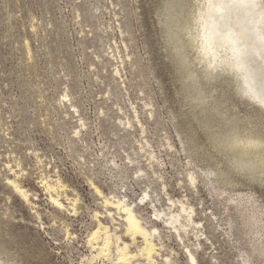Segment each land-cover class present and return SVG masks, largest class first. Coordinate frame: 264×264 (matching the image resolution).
Returning a JSON list of instances; mask_svg holds the SVG:
<instances>
[{"label": "rangeland", "instance_id": "1", "mask_svg": "<svg viewBox=\"0 0 264 264\" xmlns=\"http://www.w3.org/2000/svg\"><path fill=\"white\" fill-rule=\"evenodd\" d=\"M199 1L169 43L156 0H0V264H119L116 237L139 254L143 240L93 184L157 229L156 264H193L189 251L197 264H264V184L225 182L231 157L204 130L224 113L242 120L251 102L191 47ZM200 92L223 107L199 105ZM181 202L199 223L182 238L156 216ZM98 219L115 243L107 255L93 248L103 232L90 243Z\"/></svg>", "mask_w": 264, "mask_h": 264}, {"label": "snow or ice", "instance_id": "2", "mask_svg": "<svg viewBox=\"0 0 264 264\" xmlns=\"http://www.w3.org/2000/svg\"><path fill=\"white\" fill-rule=\"evenodd\" d=\"M162 27L166 29L169 43L175 38L172 25L189 7L187 0H156ZM198 22L202 32L197 39L202 53L215 59L218 44L231 45L232 55L224 63L236 76L238 95L250 101L243 119L222 114L221 120L204 125L208 140L221 153L233 154L228 160L225 182L239 181L264 184V35L256 33V46L237 55L236 45L241 43L231 28L233 14L244 24L250 25V17L260 9L256 23L264 26V0H205ZM250 33L255 29H250ZM197 103L218 112L223 105L211 94L200 92ZM244 124L246 131H241Z\"/></svg>", "mask_w": 264, "mask_h": 264}, {"label": "bare ground", "instance_id": "3", "mask_svg": "<svg viewBox=\"0 0 264 264\" xmlns=\"http://www.w3.org/2000/svg\"><path fill=\"white\" fill-rule=\"evenodd\" d=\"M204 4H205V0H200L198 2L197 7L195 8L191 20L189 22V27H186L187 33L189 35V41L191 43V47L193 46L194 50L196 51L197 58L199 59L200 62L204 63V66L208 71H212L218 67H222L224 70L231 71L230 69L227 68L226 64L224 63V61L232 55L231 51H229L227 48L222 50H217L215 54V59L211 56L202 53L201 51L197 36L199 32H202V26L199 25L198 22L200 21L201 18V12L206 11V9L201 7ZM233 15L235 17V21L231 20L232 30L238 35L243 34L245 32V27H244L245 24L241 20H239L235 16V14ZM241 131L242 132L246 131V128L241 129ZM232 155L233 154L229 153L230 157ZM192 180H194V178H192ZM60 181L58 182L57 185H59L58 187L61 189V191H65L66 188ZM10 184H12L11 186L14 188V191L17 194L23 195V190L18 184H16L15 182H11ZM46 186L48 190L54 189L55 191V189L58 188V187L55 188L54 186L48 183H46ZM93 188L98 195L103 197L104 206L108 212V215L112 216L113 211H115L119 215V217L122 218L125 225L126 234L131 236V238L134 240H136L137 238H141L143 240V246L142 248H140L139 254L137 253L135 254V252L133 253L130 251L128 244L126 243L121 244L120 242L121 238L116 237L115 239L117 242L116 246H117V254H118V258H117L118 263L131 264V261L135 259L138 255H140L148 264H156L155 256L159 255V252H158L157 244L152 240V230L153 229L157 230V229L156 228H153L152 230L147 229V227L144 226V224L142 223L141 218L138 216L136 209L132 206V204L127 202V200H125L124 198H119L116 196L108 197L104 195L102 190L94 184H93ZM50 200L55 206L59 208L64 207V204L60 200L59 191L58 192L56 191L55 195L51 194ZM75 201L76 199H73V202ZM169 201L174 203V201L171 199H169ZM160 215H164L166 217L165 218L163 216L165 218L163 221L168 226H170L178 234V236H180V238H182V233L186 234L188 227L192 226L193 224H197V225L199 224L194 222L193 218L188 214V210L182 202H181L180 212L156 213L157 217H159ZM100 233H102L104 236L102 238V244L100 245V243L98 242L97 245L94 246L92 245V246L94 249L99 250L98 255L100 254L107 255L111 252V248L115 243L109 227L106 226L100 219H98V227L92 233L90 238V243L99 240L101 238V236H99ZM189 256H190V261L193 264H197L195 256L190 251H189Z\"/></svg>", "mask_w": 264, "mask_h": 264}, {"label": "clouds", "instance_id": "4", "mask_svg": "<svg viewBox=\"0 0 264 264\" xmlns=\"http://www.w3.org/2000/svg\"><path fill=\"white\" fill-rule=\"evenodd\" d=\"M245 32L243 34L238 35L237 38L241 41V43L237 44V55H242L246 49H251L256 46V41L254 39V36L256 33H259L261 35H264V26L259 25L256 23V19L251 20L250 25H244ZM250 29H255V32L250 33ZM231 45H225L223 42L218 44L217 50H222L227 48L229 51H231ZM232 53V51H231Z\"/></svg>", "mask_w": 264, "mask_h": 264}]
</instances>
